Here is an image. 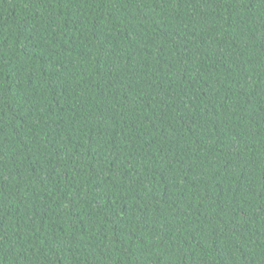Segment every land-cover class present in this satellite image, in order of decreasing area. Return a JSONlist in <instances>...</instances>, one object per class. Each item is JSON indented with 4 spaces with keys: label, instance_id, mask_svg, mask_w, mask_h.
<instances>
[{
    "label": "trees",
    "instance_id": "obj_1",
    "mask_svg": "<svg viewBox=\"0 0 264 264\" xmlns=\"http://www.w3.org/2000/svg\"><path fill=\"white\" fill-rule=\"evenodd\" d=\"M0 264H264V0H0Z\"/></svg>",
    "mask_w": 264,
    "mask_h": 264
}]
</instances>
